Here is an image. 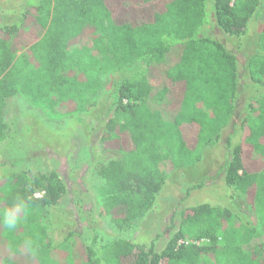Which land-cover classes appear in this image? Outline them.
Masks as SVG:
<instances>
[{"label": "trees", "instance_id": "trees-1", "mask_svg": "<svg viewBox=\"0 0 264 264\" xmlns=\"http://www.w3.org/2000/svg\"><path fill=\"white\" fill-rule=\"evenodd\" d=\"M262 1L24 0L21 18L1 29L0 147L9 132L4 112L10 98L22 94L34 105L51 110L67 105L72 113L85 114L98 106L100 76L111 72L120 77L107 95L103 142L122 151L123 158L106 163L99 173L105 213L118 229L131 228L154 208L169 179L162 162L172 159L175 170L204 164L222 129L232 124L224 182L264 213V94L253 96L237 122L241 57L234 49V41L260 18ZM92 36L95 48L88 45ZM22 44L28 49L19 54ZM258 46L245 57L244 69L255 86L264 88V28ZM246 156L259 169L250 170ZM67 196L57 172L31 176L25 171L13 177L3 205L42 211ZM231 217V207H191L181 212L165 249L118 239L104 247L106 258L76 233L55 244L53 233L31 223L23 259L5 257L1 249L3 243H19V221L9 228L0 219V264H262L239 246H219ZM242 229L256 234L255 226Z\"/></svg>", "mask_w": 264, "mask_h": 264}, {"label": "rangeland", "instance_id": "rangeland-1", "mask_svg": "<svg viewBox=\"0 0 264 264\" xmlns=\"http://www.w3.org/2000/svg\"><path fill=\"white\" fill-rule=\"evenodd\" d=\"M262 3L260 18L250 23L244 38L233 40L235 47L231 44L241 57V92L235 113L237 122L247 114L253 96L264 94V88L255 86L244 69L245 57L255 53L259 47L258 36L264 28V0ZM24 10V0H0V37L3 35L1 29L18 21ZM95 40L96 36L89 39L90 48H95ZM19 48L18 53L21 54L28 45L22 44ZM94 54L98 55V51ZM119 77L111 72L100 76L96 94L98 106L85 114L72 113L67 105L54 110L42 104L34 105L22 94L8 100L4 118L9 132L0 147V219L12 215L19 221L20 229L16 231L19 243H3V255L23 259L20 256L26 254L25 242L31 223L53 233L55 244H62L70 233H76L86 245L95 247L96 254L102 258L107 257L104 247L118 239L153 243L155 249L161 251L177 232L181 212L208 204L219 209L231 207L233 211V217L223 227L219 246H239L264 264V213L253 210L249 197L226 187L221 173L227 161L225 144L234 133L233 124L222 129L220 139L203 158L204 164L184 170H175L172 159L160 164V169L169 179L154 208L135 225L120 230L112 223L103 206L106 188L99 172L106 163L123 158L122 151L111 150L104 145L102 123L107 118L104 113L111 102L107 95ZM186 112L188 114L190 109ZM237 133L233 139L235 144L241 135L240 131ZM169 152V149L165 150V153ZM245 164L250 170L259 169L248 156ZM25 171L31 176L57 172L66 185L68 196L60 205L42 211L4 207L3 201L13 177ZM243 225L255 226L256 234L249 236L242 231ZM197 243L207 244L205 241ZM66 244L69 245L68 242Z\"/></svg>", "mask_w": 264, "mask_h": 264}, {"label": "clouds", "instance_id": "clouds-1", "mask_svg": "<svg viewBox=\"0 0 264 264\" xmlns=\"http://www.w3.org/2000/svg\"><path fill=\"white\" fill-rule=\"evenodd\" d=\"M4 222L9 228H13V227H15V224H16V218L12 215H8L5 218Z\"/></svg>", "mask_w": 264, "mask_h": 264}, {"label": "built area", "instance_id": "built-area-1", "mask_svg": "<svg viewBox=\"0 0 264 264\" xmlns=\"http://www.w3.org/2000/svg\"><path fill=\"white\" fill-rule=\"evenodd\" d=\"M180 243H182V242H180Z\"/></svg>", "mask_w": 264, "mask_h": 264}]
</instances>
